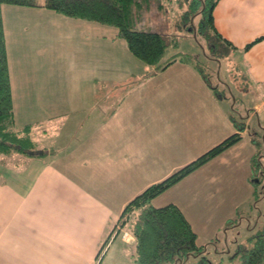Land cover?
Masks as SVG:
<instances>
[{"label":"crops","instance_id":"obj_1","mask_svg":"<svg viewBox=\"0 0 264 264\" xmlns=\"http://www.w3.org/2000/svg\"><path fill=\"white\" fill-rule=\"evenodd\" d=\"M17 6L31 19L12 20L9 25L3 20L11 86L14 78L17 90H34L39 97L46 90L47 98H40V104L49 109V119L33 121L32 128L38 124V135L32 130V136L39 142V154L0 153V264H99V252L120 232L112 234V229L124 205L150 183L237 131L229 118L230 107L238 94L244 105H253L254 88L261 92V100L240 116L241 138L168 189L175 187L180 194L182 185L192 179V187L210 188L196 190L194 203L204 201V191L208 201H216L217 187L224 191L227 186V195L232 185L241 186L237 180L220 181V169L214 171L219 167L237 177L241 174L244 185L249 184L256 150L254 115L258 116L254 128L264 130L258 114L264 107V0H217L214 5V25L234 45L227 59L243 77L233 90L226 84L228 93L222 99L216 98L192 62L180 58L171 65L178 60L183 67L170 63L161 67L170 81L164 79L158 88L147 90L144 99L134 98L137 85L115 82L119 75L113 64L104 68L99 63L93 84L34 86L42 77L40 64L16 66L8 51V33L19 32V43L24 34L35 38L45 23L34 17L49 9ZM45 138L48 142L41 145ZM122 230L127 231L120 236L122 245L133 249V235ZM127 258L131 264V253Z\"/></svg>","mask_w":264,"mask_h":264},{"label":"rangeland","instance_id":"obj_2","mask_svg":"<svg viewBox=\"0 0 264 264\" xmlns=\"http://www.w3.org/2000/svg\"><path fill=\"white\" fill-rule=\"evenodd\" d=\"M36 1L42 2L43 0ZM189 1H154L150 9L144 14L142 24L145 27L161 31L167 39V45L159 62L172 57H184L187 54L190 58L196 56V59L204 65L205 72L209 74L214 84L219 87L228 84L233 90L236 86L235 82L243 80V77L231 65L232 62L229 59L221 58L220 61H217L212 58L202 37L199 34L196 36L192 34V25L197 24L198 14H191L187 10ZM10 6V4H3L1 9L3 20L8 25L12 20L31 19L29 13L17 11L21 10L18 9L20 7L17 5L15 7ZM183 12H186L188 16L183 15ZM40 14L42 15L34 17V20L40 19L39 21L44 22L45 26L40 28L41 32H38L35 38L23 33L24 37L19 43L17 39L21 38V34L16 31L13 34L11 30L7 39L8 51L16 66L21 62L26 65H30L31 62L40 64L38 68L42 72V77H40V81L34 83V86L40 84L38 85L40 88H47L59 84L88 85L96 83L94 69L99 63L104 68L110 64L117 67L116 72L119 76L114 78L115 82L137 85L133 91L135 99H144V93L153 87L158 88L156 86L164 79L165 82L170 81L171 77H168L167 71L159 67L156 68L155 65L147 64L134 56L128 50L124 39L117 34L115 26L99 21L66 16L50 9L41 11ZM18 47L23 49L26 57L22 56ZM171 66L174 68L183 67L178 60ZM254 90L253 88L251 91L253 105H244L245 99L242 100L240 94H238L237 100L233 101L234 105L230 107V110L237 119L241 115L245 117L249 108L253 110L254 106L260 103L261 92ZM11 92L15 128L20 129L26 123L33 125L35 124L33 121L37 118H40L42 122L49 119V109L46 105L40 104V98H47L46 90L41 97L34 96L32 94L34 90L27 93L17 90L16 80L13 78ZM36 93L39 94L37 91ZM226 93H228L227 90ZM258 114L261 119H264V107ZM256 125L258 126L257 114L251 120V127L256 131L252 134L260 146L258 152L261 155L262 164L257 165L258 168H255L253 174L251 171L249 172V184L247 182L244 185L245 181L240 177L241 174L237 177V174L230 172L228 168L219 167L214 168V171L220 169L217 172V175L221 174L220 181L230 180L231 183H234L237 180L241 186L238 185L235 188L232 185V188L226 192L227 195H224L227 186L224 187V191L220 187L215 188L216 201H208L207 191H204L202 193L204 201L194 203L193 196H196V190H199L201 186L192 187L194 183L192 179L189 181L190 183L186 181L182 185L180 194L175 187H172L158 199L150 201L151 204L158 206L169 202L177 203L174 200L178 199L180 206L189 215L194 230L199 234L197 242L206 245L205 254L213 263L221 261L222 264H236L235 259L231 260L227 257L228 253L233 251L238 243L245 242L247 237L257 231L264 222V130L260 128L257 131L254 128ZM43 126L41 123L40 127ZM32 130H34L33 135H36L38 124L34 125ZM46 142L48 141L45 138L41 141L43 143L41 145H46ZM205 173L208 172L205 171ZM201 176L203 174H200L199 178ZM209 189L205 184L201 187V190ZM254 190H256L258 197L253 194ZM224 196L226 197L225 202H223ZM222 197L223 199L220 200L219 198ZM122 233L123 230L121 229L113 242L106 247L104 246L105 248L99 255V264H128L127 253L128 255L132 253L133 249L122 245L120 241ZM227 250H229L228 253ZM195 262L196 258L194 257L187 260V264H195Z\"/></svg>","mask_w":264,"mask_h":264},{"label":"trees","instance_id":"obj_3","mask_svg":"<svg viewBox=\"0 0 264 264\" xmlns=\"http://www.w3.org/2000/svg\"><path fill=\"white\" fill-rule=\"evenodd\" d=\"M154 1L161 2V0H43L42 2L0 0V153L18 151L27 155L39 154L37 142L32 136L31 123L24 124L20 129L15 128L1 12L3 4L43 7L66 16L113 25L134 56L147 64L161 68L176 58L172 57L164 63L159 62L167 45V39L161 31L142 24L144 14ZM216 1L190 0L187 10L191 14H198L197 24L192 25V34L195 36L199 34L205 41L212 58L220 61L221 58H227L234 45L223 37L214 25L213 8ZM186 12L182 14L188 16ZM179 58L194 64L216 98L222 99L226 96L227 87L214 84L196 56L190 58L187 54ZM229 118L237 131L174 169L162 179L150 183L124 205L116 222L134 237L131 264H187V260L191 257L196 258L195 264H222L221 261L213 263L207 257L206 245L197 243V233L177 204L169 202L156 206L150 201L241 138L240 131L244 129V122L237 119L233 113H229ZM255 140L253 137L256 150L251 157V174L255 168H258L257 165L262 164L258 152L260 146ZM253 194L258 197L256 190ZM119 231L114 224L112 234ZM227 257L231 260L235 259L236 264H264V222L257 231L247 237L245 242L238 243Z\"/></svg>","mask_w":264,"mask_h":264},{"label":"built area","instance_id":"obj_4","mask_svg":"<svg viewBox=\"0 0 264 264\" xmlns=\"http://www.w3.org/2000/svg\"><path fill=\"white\" fill-rule=\"evenodd\" d=\"M115 226H116V230H121L122 229V227H120V223H118V222H115ZM127 233V231L126 230H123V236L125 235Z\"/></svg>","mask_w":264,"mask_h":264}]
</instances>
